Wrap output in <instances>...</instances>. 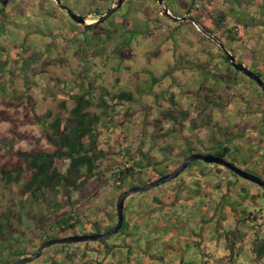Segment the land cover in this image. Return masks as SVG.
Returning a JSON list of instances; mask_svg holds the SVG:
<instances>
[{"label":"rangeland","instance_id":"obj_1","mask_svg":"<svg viewBox=\"0 0 264 264\" xmlns=\"http://www.w3.org/2000/svg\"><path fill=\"white\" fill-rule=\"evenodd\" d=\"M61 1L83 15L86 22H93L99 18L94 7L104 13L117 0ZM248 2L163 0L159 5L157 0H123L104 21L110 26L104 22L92 26L87 41L55 0L0 3L1 18L6 19V14L10 21L5 22L0 36L1 152L17 146L29 148L34 142L46 147L45 123L52 117L69 116L75 106L72 97L80 94L92 99L87 110L98 117L96 146L104 152L94 172L67 194L47 188L45 197L31 202L24 199L20 186L0 182V241H17L26 257L45 238L72 233V229L60 231L55 223L69 212L74 213L73 221L77 220L73 222L75 233L91 232L94 225L105 229V224L116 218L119 191L156 172L170 171L189 147L227 141L224 159L235 165L247 160V167L252 168L256 160L252 143L264 132V92L254 80L235 71L218 45L222 42L238 62L264 81V6L260 0ZM164 7L169 15L163 14ZM230 27L237 32L236 39L227 38L225 29ZM131 29L138 34L130 43H121ZM121 91L131 93L132 100L110 99V94ZM101 98L106 105L101 104ZM241 142L250 145L236 157L234 144ZM133 160L139 167H133L126 184H119L112 174ZM65 167L62 165V171ZM197 169L208 182L220 184L231 174L229 177L239 184L253 186L225 167L201 160L190 163L175 180L192 175L197 182ZM158 190L155 186L127 196L123 215L136 212ZM257 202L256 212L239 222V235L233 233L229 251L218 237L215 264H264V250L260 251L264 194ZM246 209L252 211L250 205ZM132 222V228L126 231L124 225L103 241L120 244L121 249L114 250L120 255L119 264L128 260L125 248L136 252L134 242L146 247L143 240L148 234L143 236L140 229V215ZM160 234L162 240L167 236ZM58 244L45 247L39 257L23 264H100V258L113 261L111 254L106 256L95 249L99 243L94 240L70 243L65 248ZM77 256L84 258L76 261ZM130 259L141 260L136 255Z\"/></svg>","mask_w":264,"mask_h":264},{"label":"flooded vegetation","instance_id":"obj_2","mask_svg":"<svg viewBox=\"0 0 264 264\" xmlns=\"http://www.w3.org/2000/svg\"><path fill=\"white\" fill-rule=\"evenodd\" d=\"M224 143L215 141V144L212 146L200 145L196 149L192 147L186 148L180 161L173 169L163 173L156 172L153 177L145 181L133 183V185L119 191L117 199L128 189L143 186L155 178L173 171L187 157L193 154H199L201 156L212 155L224 160L229 165L216 161H206L202 157H198L190 160L186 167L197 160L215 163L228 169L234 176L241 177L247 180L248 183H252L253 186L249 188L248 186L245 187L242 183L239 184L237 179L229 177L231 174L225 177L220 184L217 181L212 182L210 180L208 182L204 180V176L198 173L199 169L194 171L197 182L192 180L194 178L192 175L175 180L185 167L172 180L157 185L159 188L158 192L151 193L149 199L137 207L136 212H126L123 215L122 225L117 232L124 225H126V231L132 228L131 226L134 224L132 219L140 215L142 220L140 229L143 231V236L145 234H148V236L143 240L146 247L139 245L138 241V243L134 242L136 252L129 253V248H125L129 257L127 258V262L120 264H153L154 262L157 264H215L213 255H215V244L219 236L225 242L228 251L233 247L231 238L234 232L239 235V229L237 228L239 222L245 216H248L249 213L256 212L257 208H259L258 198L264 194V186L244 178L236 170L249 172L264 180V132L262 136H259L252 143L254 146L253 154H256V160L252 168L247 167L249 165L247 160H240L235 165L231 161L224 159L223 155L228 151V147ZM234 145L235 155L238 157L241 155L242 149L248 147L250 142L246 144L241 142L238 145L235 143ZM227 171L224 170L223 172L225 173ZM249 205L252 211L246 209ZM116 220L117 213L116 218L110 224H105V229H100L94 225L91 232L78 231V233L72 232L68 235L104 233L115 225ZM160 233H167L164 240L161 239ZM137 237L136 235L134 239L137 240ZM94 241L99 243L96 246L100 247V251L102 250L106 256L112 255L113 261L110 260V264H119L120 255L114 250H120V244L116 242L111 244L104 243V239ZM87 242L89 241L59 243L58 245L59 247L65 248L70 243L78 244ZM125 245H129V242H125ZM130 245L133 244L130 243ZM159 253H161L160 256H158ZM134 255L140 256V262L130 259ZM202 256L203 258L200 260L197 258ZM67 258L69 257L67 256ZM83 258L84 256H77L74 260L79 261L83 260ZM99 262H101L100 264H106L104 258L99 260Z\"/></svg>","mask_w":264,"mask_h":264},{"label":"trees","instance_id":"obj_3","mask_svg":"<svg viewBox=\"0 0 264 264\" xmlns=\"http://www.w3.org/2000/svg\"><path fill=\"white\" fill-rule=\"evenodd\" d=\"M260 4L264 6V0H260ZM190 5H194L193 1L190 2ZM190 8L192 9L191 6ZM93 9L97 15H102V9L97 7ZM1 12L2 9H0ZM4 16L6 19H2L0 16V36L5 28V22H10L8 15L5 14ZM221 16L220 19L222 20L223 16ZM70 22L81 29L80 36L87 41V32L92 27L85 28L83 25L79 26L71 20ZM104 26L109 27L110 25L106 21ZM202 26L203 29H207L205 25ZM233 29L231 27L225 29L228 39H236L237 32L233 33ZM128 31L129 33L121 43H130L138 34V31L134 29ZM222 56L228 61L225 54H222ZM72 99L75 106L71 109L69 116L66 118L52 117L45 123L46 147L34 142L29 148L17 146L16 148H5L2 152L0 149V182L5 185L15 184L20 186L25 200L34 202L37 197H45L47 188L55 192L61 190L66 194L77 190L84 182V178L94 172L99 159L104 154L103 150L98 149L96 146L95 130L98 117L87 110L92 104L91 97L80 94L74 95ZM110 99L131 101L132 95L129 92L121 91L110 94ZM100 101L102 105H106L104 98H101ZM61 106L64 107L63 102ZM62 165H66L64 171L61 169ZM133 167H139V162L133 160L130 166L118 168L112 176L119 181V184L124 185L127 178L133 174ZM131 185L133 184L129 186ZM73 220L74 213L69 212L55 223L60 231L72 229L73 232L76 227L73 222L77 221ZM47 238H50V236ZM95 249L99 251L100 247L97 246ZM261 250H264V241L260 247ZM25 255L26 252L17 241H10L7 238L0 241V264H6L11 260L17 261Z\"/></svg>","mask_w":264,"mask_h":264},{"label":"water","instance_id":"obj_4","mask_svg":"<svg viewBox=\"0 0 264 264\" xmlns=\"http://www.w3.org/2000/svg\"><path fill=\"white\" fill-rule=\"evenodd\" d=\"M8 0H0L1 5H6ZM55 2L66 11L67 15L77 24L83 25L85 28H89L92 27L96 24L99 23H103L112 13H114L115 11H117L121 5L123 4V0H117L114 5H111L109 7H107V9L104 11V13H102V15L99 16V18L93 22H86V19L83 15H80L77 12H74L73 10H71L68 6H66L65 4L62 3L61 0H55ZM158 4L161 5L163 4V0H157ZM168 9L166 7L163 8L162 12L163 14L169 15ZM174 18V17H173ZM177 19V18H175ZM185 19V18H184ZM193 23L197 26V22L195 20H193ZM203 33H205L202 30ZM211 38H213L212 36H209ZM219 47L223 50L224 54L227 56L229 62L232 64L233 68L235 70L241 71L243 74H245L248 78L254 80L259 87L261 88L262 92H264V81L263 79L260 77V75L252 70H250L249 68H247L243 63L238 62L236 60V56L233 55L228 49H226V47L224 46V44L222 42H218ZM198 157H202L204 160L206 161H216L219 163H224L226 165H229L227 162H225L224 160L218 158V157H214L212 155H205V156H201L199 154H193L189 157H187L177 168H175L173 171L164 174L158 178H155L154 180L148 182L147 184L143 185V186H139V187H132L130 189H128L127 191H124L119 198L116 201V213H117V220L115 225L108 230L107 232L104 233H99V234H82V235H68V236H64V237H56V238H52L49 239L45 242H43L38 249L26 256V257H22L19 260L11 263V264H23L24 262H29L32 261L33 259L37 258L40 256L42 250L53 244V243H69V242H79V241H90V240H100V239H104L106 237H108L109 235L117 232V230L121 227L122 225V221H123V207H124V200L126 199L127 196H129L130 194L134 193V192H138V191H142V190H146L149 189L153 186H157L161 183H165L167 181L172 180L173 178H175L187 165V163L190 160H193L195 158ZM240 175H242L244 178H247L251 181H254L262 186H264V180H262L260 177L251 174L249 172L243 171V170H236Z\"/></svg>","mask_w":264,"mask_h":264},{"label":"crops","instance_id":"obj_5","mask_svg":"<svg viewBox=\"0 0 264 264\" xmlns=\"http://www.w3.org/2000/svg\"><path fill=\"white\" fill-rule=\"evenodd\" d=\"M142 221V220H141ZM98 260H102V258L98 259ZM104 261L106 262V264H110V260H106V258H104Z\"/></svg>","mask_w":264,"mask_h":264}]
</instances>
